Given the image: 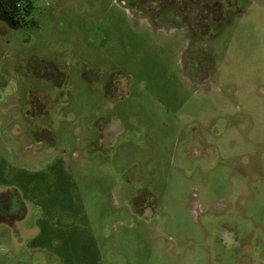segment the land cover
Here are the masks:
<instances>
[{
    "label": "rangeland",
    "instance_id": "374dc122",
    "mask_svg": "<svg viewBox=\"0 0 264 264\" xmlns=\"http://www.w3.org/2000/svg\"><path fill=\"white\" fill-rule=\"evenodd\" d=\"M29 2L0 22V264H64L42 226L97 264H264V0Z\"/></svg>",
    "mask_w": 264,
    "mask_h": 264
},
{
    "label": "crops",
    "instance_id": "0c3cea01",
    "mask_svg": "<svg viewBox=\"0 0 264 264\" xmlns=\"http://www.w3.org/2000/svg\"><path fill=\"white\" fill-rule=\"evenodd\" d=\"M0 91L1 90H5V91H9V85L5 83V81H3L2 79H0ZM13 137H14V133H13ZM2 141H0V144H4V147L6 149H10V139L9 137H6V139L3 140V137L0 138ZM5 160L0 158V171L1 169L3 170L4 175H7V171L5 168ZM3 179H6V176H3ZM16 193V192H15ZM8 194H10V191H5V192H0V203H4V201H6L8 203ZM5 205V204H4ZM9 206H4L7 207L8 209L5 210L4 214H7V212H11L10 211V203H8ZM8 215V214H7ZM7 223V222H6ZM42 221H38V226H42ZM43 228V226H42ZM40 228V230L38 231V234L36 236V238H33L30 240V245L33 247L34 246V250L40 251L41 252H48L47 250L50 251L51 254H53L55 257L57 256H62L63 259L65 260L64 264H97L98 262V257H96V255L94 257H92L91 255L87 254L86 256H79V254H77V256H75V251L73 249H62L60 247H54L50 249V247H52L55 241V239L57 237H53L56 236L54 232H51V234H47V230L43 231V229ZM47 237H49L47 239ZM49 239H51L52 242H48ZM48 240V241H47ZM42 254H39L40 258L42 257ZM44 255H47V253H44Z\"/></svg>",
    "mask_w": 264,
    "mask_h": 264
},
{
    "label": "trees",
    "instance_id": "16d2710c",
    "mask_svg": "<svg viewBox=\"0 0 264 264\" xmlns=\"http://www.w3.org/2000/svg\"><path fill=\"white\" fill-rule=\"evenodd\" d=\"M30 9L29 0H0V22L10 29L21 28L27 24L26 18L30 15ZM4 206L9 205L0 203V211Z\"/></svg>",
    "mask_w": 264,
    "mask_h": 264
}]
</instances>
